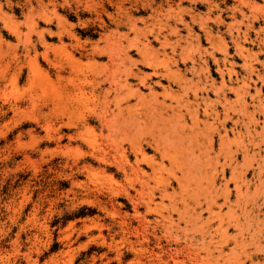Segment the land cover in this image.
<instances>
[{
  "label": "rangeland",
  "instance_id": "rangeland-1",
  "mask_svg": "<svg viewBox=\"0 0 264 264\" xmlns=\"http://www.w3.org/2000/svg\"><path fill=\"white\" fill-rule=\"evenodd\" d=\"M263 34L264 0H0V264H264Z\"/></svg>",
  "mask_w": 264,
  "mask_h": 264
},
{
  "label": "bare ground",
  "instance_id": "bare-ground-1",
  "mask_svg": "<svg viewBox=\"0 0 264 264\" xmlns=\"http://www.w3.org/2000/svg\"><path fill=\"white\" fill-rule=\"evenodd\" d=\"M252 6H253V5H252ZM250 9H251V8H250ZM242 14H243V12H242ZM242 17H243V16H242ZM254 19H255V18H254ZM249 20H250V19H249ZM251 20H252V19H251ZM251 20H250V21H251ZM216 21H217V19H216ZM234 21H235V20H234ZM240 21H241V19H240ZM201 22H202V21H201ZM203 22H205V21H203ZM235 22H236V21H235ZM251 22H252V21H251ZM191 23H192V22H191ZM238 23H239V22H238ZM244 23H245V22H244ZM200 24H201V23H200ZM235 24H236V23H235ZM241 24H242V23H241ZM232 26H233V24H232ZM235 26H236V25H235ZM247 26H248V25H247ZM202 27H203V26H202ZM238 28H239V27H238ZM238 28H237V29H238ZM244 28H245V27H244ZM248 28H249V27H248ZM172 30H173V29H172ZM172 30H171V31H172ZM203 30H204V28H203ZM234 30H235V29H234ZM249 30H250V28H249ZM173 31H174V30H173ZM207 31H208V30H207ZM209 31H210V30H209ZM262 31H263V30H262ZM226 32H227V31H226ZM243 32H244V31H242L241 33H243ZM259 32H260V31H259ZM171 33H172V32H171ZM204 33H205V32H204ZM210 33H211V32H210ZM235 33H236V30H235ZM251 33H252V32H251ZM254 33H255V32H254ZM256 33H257V32H256ZM244 34H245V33H244ZM37 35H38V33H37ZM259 35H260V34H259ZM263 35H264V34H263ZM140 36H142V35H140ZM145 36H146V35H145ZM209 36H210V35H209ZM212 36H213V35H212ZM236 36H237V33H236ZM136 37H137V36H136ZM248 37H249V36H248ZM164 38H165V37H164ZM166 38H167V36H166ZM135 39H136V38H135ZM143 39H145V38H143ZM156 39L158 40V38H156ZM219 39H220V38H219ZM253 39H254V38H253ZM256 39H257V38H256ZM136 40H138V38H137ZM136 40H135V41H136ZM232 40H233V39H232ZM234 40H235V39H234ZM241 40H243V39H241ZM163 41H164V40H163ZM244 41H245V39H244ZM249 41H250V40H249ZM256 41H257V40H256ZM260 41H261V40H260ZM167 42H168V40H167ZM169 42H170V41H169ZM222 42H223V41H222ZM230 42H231V40H230ZM245 42H246V41H245ZM247 42H248V41H247ZM128 43H130L129 45H132L130 41H129ZM142 43H143V42H142ZM223 43H224V42H223ZM160 44H162V43H160ZM192 44H193V43H192ZM225 44H226V43H225ZM238 44H239V43H238ZM262 44H263V43H262ZM262 44H261V45H262ZM129 45H128V46H129ZM162 45L164 46V44H162ZM234 45H235V44H234ZM240 45H241V44H240ZM128 46H126V47H128ZM139 46H140V45H139ZM139 46H138V48H139ZM147 46H148V45H147ZM168 46H169V45H168ZM95 47H96V46H95ZM136 47H137V46H136ZM143 47H144V46H143ZM164 47H166V46H164ZM169 47H171V46H169ZM177 47H178V46H177ZM244 47H245V46H244ZM145 48H146V47H145ZM145 48H144V49H145ZM149 48H150V47H149ZM186 48H187V47H186ZM235 48H236V47H235ZM146 49H147V48H146ZM170 49H172V48H170ZM173 49H174V48H173ZM135 50H138V49L135 48ZM141 50H142V49H141ZM149 50H150V49H149ZM189 50H190V49H189ZM189 50H188V51H189ZM191 50H192V49H191ZM195 50H196V49H195ZM237 50H238V49H237ZM259 50H260V49H259ZM146 51H147V50H146ZM224 51H225V50H224ZM239 51H240V50H239ZM239 51H238V52H239ZM247 51H248V50H247ZM260 51L262 52V50H260ZM143 52H144V50H143ZM163 52H164V51H163ZM191 52H192V51H191ZM240 52H241V51H240ZM261 52H260V53H261ZM45 53H46V52H45ZM120 53H122V52H120ZM140 53H142V52H140ZM149 53H150V52H149ZM149 53H148V54H149ZM151 53H152V52H151ZM171 53H172V52H171ZM225 53H226V52H225ZM234 53H235V52H234ZM254 53H255V52H254ZM257 53H258V52H257ZM262 53H263V52H262ZM155 54H156V53H155ZM210 54H211V53H210ZM212 54H213V53H212ZM212 54H211V55H212ZM236 54H238V53H236ZM245 54H246V53H245ZM162 55H163V53H162ZM182 55H183V54H182ZM248 55H249V54H248ZM248 55H247V56H248ZM253 55H254V54H253ZM153 56H154V55H153ZM165 56H166V55H165ZM212 56H213V55H212ZM245 56H246V55H245ZM34 57H35V56H34ZM70 57H71V56H70ZM213 57H214V56H213ZM28 58H29V57H28ZM120 58H121V57H120ZM123 58H124V57H123ZM126 58H127V56H126ZM244 58H245V57H244ZM244 58H243V59H244ZM257 58H258V57H257ZM128 59H129V57H128ZM142 59H143V58H142ZM159 59H160V58H159ZM163 59H165V58H163ZM171 59H172V57H171ZM171 59H170V60H171ZM253 59H254V58H253ZM47 60H48V58H47ZM121 60H122V59H121ZM156 60H157V59H156ZM156 60H155V61H156ZM168 60H169V59H168ZM245 60H246V59H245ZM110 61H111V60H110ZM119 61H120V60H119ZM125 61H126V60H125ZM125 61H124V62H125ZM143 61H144V60H143ZM153 61H154V60H153ZM158 61H159V60H158ZM141 62H142V60H141ZM161 62H162V61H161ZM165 62H166V61H165ZM180 62H181V61H180ZM250 62H251V61H250ZM252 62H253V60H252ZM113 63H114V62H113ZM117 63H118V62H117ZM130 63H131V62H130ZM136 63H137V61H136ZM138 63H140V62H138ZM115 64H116V63H115ZM119 64H121V63H119ZM122 64H123V63H122ZM140 64H141V63H140ZM152 64H153V63H152ZM154 64H155V63H154ZM160 64H161V63H160ZM244 64H245V63H244ZM116 65H117V64H116ZM127 65H128V64H126V66H127ZM149 65H150V64H149ZM156 65H157V64H156ZM164 65H165V64H164ZM172 65H173V64H172ZM174 65H175V64H174ZM240 65H241V64H240ZM113 66H114V65H113ZM126 66H125V68L127 69ZM132 66H134V65H132ZM150 66H151V65H150ZM158 66H159V65H158ZM166 66H168V65H166ZM243 66H244V65H243ZM249 66H250V65H249ZM54 67H55V66H54ZM105 67L107 68V66H105ZM130 67H131V66H130ZM130 67H129V68H130ZM246 67H247V66H246ZM254 67H255V65H254ZM60 68H61V67H60ZM103 68H104V67H103ZM115 68H116V67H115ZM121 68H122V67H121ZM129 68H128V69H129ZM169 68H170V67H169ZM190 68H191V67H190ZM192 68H193V67H192ZM244 68H245V67H244ZM248 68H249V67H248ZM61 69H62V68H61ZM104 69H105V68H104ZM107 69H108V68H107ZM107 69H106V70H107ZM165 69H167V67H165ZM170 69H171V68H170ZM251 69H253V68H251ZM255 69H256V68H255ZM57 70H58V68H57ZM101 70H102V69H101ZM120 70H121V69H120ZM123 70H125V69H123ZM173 70H174V69H173ZM260 70H261V69H260ZM108 71H109V70H108ZM108 71H107V72H108ZM111 71H112V70H111ZM117 71L119 72V70H117ZM117 71H116V72H117ZM121 71H122V70H121ZM126 71H127V70H126ZM131 71H132V70H131ZM164 71H165V70H164ZM192 71H193V70H192ZM225 71H226V70H225ZM249 71H250V70H249ZM112 72H114V71H112ZM112 72H111V73H112ZM127 72H128V71H127ZM134 72H135V71H134ZM247 72H248V71H247ZM256 72H257V70H256ZM121 73L124 74L123 72H121ZM121 73H120V74H121ZM125 73H126V72H125ZM170 73H171V72H170ZM196 73H197V72H196ZM221 73H223V72H221ZM231 73H232V71H231ZM251 73H252V71H251ZM108 74H109V73H108ZM134 74H135V73H134ZM138 74H140V73H138ZM229 74H230V72H229ZM246 74H247V73H246ZM255 74H256V73H255ZM58 75H59V74H58ZM158 75H159V74H158ZM175 75H177V74H175ZM225 75H227V73H226ZM259 75H260V74H259ZM259 75H258V76H259ZM56 76H57V75H56ZM106 76L109 77V76H111V75H109V76L106 75ZM112 76H114V74H113ZM124 76H125V75H124ZM126 76H128V75H126ZM131 76H132V75H129V77H131ZM134 76H135V75H134ZM140 76H141V75H140ZM142 76H143V74H142ZM144 76H146V75L144 74ZM162 76H163V75H162ZM220 76H221V75H220ZM229 76H230V75H229ZM229 76H228V77H229ZM258 76H257V78H258ZM60 77H61V76H60ZM116 77H117V76H116ZM116 77H114V78L116 79ZM148 77H149V76H148ZM247 77H249V76H247ZM62 78H63V77H62ZM100 78H101V77H100ZM114 78H113V79H114ZM122 78H124V77H122ZM125 78H126V77H125ZM135 78H136V77H135ZM138 78H139V77H138ZM219 78H220V77H219ZM222 78H223V77H222ZM250 78H251V77H250ZM257 78H256V79H257ZM90 79H91V78H90ZM139 79H140V78H139ZM142 79H143V77H142ZM150 79H151V78H150ZM162 79H163V78H162ZM167 79H168V78H167ZM235 79H236V78H235ZM101 80H102V79H101ZM106 80H107V79H106ZM140 80H141V79H140ZM171 80H172V79H171ZM171 80H169V81L171 82ZM174 80H175V79H174ZM220 80H221V79H220ZM247 80H248V79H247ZM138 81H139V80H138ZM142 81H143V80H142ZM228 81H229V79H228ZM234 81H235V80H234ZM240 81H241V80H240ZM103 82H104V81H103ZM126 82H127V81H126ZM177 82H178V81H177ZM235 82H236V81H235ZM67 83H68V82H67ZM96 83H97V82H96ZM98 83H99V82H98ZM107 83L110 84L109 82H107ZM182 83H183V82H182ZM182 83H181V84H182ZM252 83H253V81H252ZM254 83H255V82H254ZM111 84H112V83H111ZM127 84H128V83H127ZM171 84H172V83H171ZM203 84H204V83H203ZM248 84H249V83H248ZM69 85H70V84H69ZM84 85H85V84H84ZM113 85H114V84H113ZM117 85H118V84H117ZM148 85H149V84H148ZM222 85H224V84H222ZM225 85H226V84H225ZM241 85H242V83H241ZM245 85H246V84H245ZM60 86H61V85H60ZM62 86H63V85H62ZM72 86H73V84H72ZM105 86H106V85H105ZM114 86L117 87L116 85H114ZM119 86H120V85H119ZM127 86H128V85H127ZM127 86H126V87H127ZM145 86H146V85H145ZM157 86H158V85H157ZM176 86H177V85H176ZM184 86H185V85H184ZM243 86H244V85H243ZM69 87H70V86H69ZM75 87H76V86H75ZM124 87H125V85H124ZM135 87H137V86H135ZM135 87H134V88H135ZM146 87H147V86H146ZM177 87H179V86H177ZM71 88H72V87H71ZM110 88H111V87H110ZM122 88H123V87H122ZM128 88H129V87H128ZM213 88H214V87H213ZM231 88H232V87H231ZM237 88H238V87H237ZM239 88H240V87H239ZM255 88H256V87H255ZM67 89H68V88H67ZM90 89H91V88H90ZM112 89H113V88H111V90H112ZM117 89H118V88H117ZM152 89H153V88H152ZM182 89H183V88H182ZM196 89H197V88H196ZM241 89H242V88H241ZM241 89H240V92H241ZM57 90H59V89H56V91H57ZM130 90H132V89L130 88ZM212 90H213V89H212ZM235 90H236V89H235ZM238 90H239V89H238ZM243 90H245V89H243ZM243 90H242V91H243ZM54 91H55V90H54ZM62 91H63V90H62ZM66 91H67V90H66ZM102 91H103V90H102ZM107 91H108V90H107ZM128 91H129V90H128ZM163 91H164V90H163ZM163 91H162L161 93H163ZM247 91H248V90H247ZM254 91H255V90H254ZM103 92H104V91H103ZM124 92H125V91H124ZM124 92H123V93H124ZM134 92H135V91H134ZM136 92H137V91H136ZM152 92H153V91H152ZM154 92H155V91H154ZM185 92H186V91H185ZM240 92H238V93H240ZM54 93H58V92H54ZM130 93H131V92H130ZM130 93H128V94H130ZM167 93H168V92H167ZM171 93H172V92H171ZM255 93H256V92H255ZM257 93H258V90H257ZM259 93H260V92H259ZM63 94H65V93H63ZM70 94H71V93H70ZM91 94H92V93H91ZM106 94H107V92H106ZM108 94H109V93H108ZM137 94H138V92H137ZM152 94H153V93H152ZM233 94H234V93H233ZM243 94H244V93H243ZM247 94H248V93H247ZM260 94H261V93H260ZM104 95H105V93H104ZM104 95H102V96H104ZM114 95H115V94H114ZM121 95H122V94H121ZM121 95H120V96H121ZM150 95H151V94H150ZM156 95H157V94H156ZM184 95H185V94H184ZM237 95H238V94H236V97H237ZM239 95H240V94H239ZM244 95H246V94H244ZM244 95H243V96H244ZM248 95H250V94H248ZM251 95H252V94H251ZM256 95H258V94H256ZM62 96H63V95H62ZM105 96H107V95H105ZM117 96H118V95H117ZM120 96H119V97H120ZM123 96H124V95H123ZM126 96H127V94H126ZM126 96H125V97H126ZM131 96H132V95H131ZM131 96H130V97H131ZM135 96H136V95H135ZM137 96H139V95H137ZM137 96H136V97H137ZM113 97H114V96H113ZM241 97H242V96H241ZM247 97H248V96H247ZM250 97H252V96H250ZM56 98H57V97H56ZM101 98H102V97H101ZM121 98H122V97H121ZM121 98H120V99H121ZM132 98H133V97H132ZM151 98H152V97H151ZM177 98H178V97H177ZM252 98H253V97H252ZM59 99H60V98H59ZM103 99H105V98H103ZM107 99H108V98H107ZM111 99H112V98H111ZM111 99H108V100H111ZM128 99H129V98H128ZM135 99H136V98H135ZM216 99H217V98H216ZM240 99H241V98H240ZM256 99H257V98H256ZM108 100H106V101H108ZM142 100H143V99H142ZM241 100H242V99H241ZM252 100H253V99H252ZM54 101H55V100H54ZM106 101H105V102H106ZM157 101H158V100H157ZM166 101H167V100H166ZM237 101H239V99H238ZM257 101H258V100H257ZM52 102H53V101H52ZM52 102H51V103H52ZM105 102H104V104H105ZM108 102H109V101H108ZM111 102H112V101H111ZM114 102H115V101H114ZM120 102H121V101H120ZM139 102H144V101H139ZM147 102H149V101H147ZM164 102H165V101H164ZM173 102H174V101H173ZM179 102H180V101H179ZM208 102H209V101H208ZM233 102H234V101H233ZM239 102H241V101H239ZM262 102H263V101H262ZM70 103H72V102H70ZM177 103H178V102H177ZM206 103H207V102H206ZM226 103H227V102H226ZM242 103H244V100H243ZM246 103H247V102H246ZM246 103H245V104H246ZM250 103H251V101H250ZM259 103H260V102H259ZM59 104H60V103H59ZM106 104H107V103H106ZM112 104H113V102H112ZM119 104H120V103H119ZM137 104H138V103H137ZM165 104H166V103H165ZM175 104H176V103H175ZM211 104H212V103H211ZM257 104H258V103H257ZM260 104H261V103H260ZM263 104H264V103H263ZM42 105H43V104H42ZM72 105H73V104H72ZM75 105H76V104H75ZM127 105H128V104H127ZM153 105H154V103H153ZM156 105H157V104H156ZM242 105H243V104H242ZM251 105H252V106H255V105H253V104H251ZM104 106H105V105H104ZM104 106H101V107L104 108ZM112 106H113V105H112ZM114 106H115V105H114ZM134 106H135V104H134ZM138 106H139V104H138ZM158 106H159V105H158ZM172 106H173V105H172ZM175 106H176V105H175ZM175 106H174V108H175ZM227 106H228V105H227ZM258 106H259V105H258ZM261 106H262V105H261ZM67 107L69 108V106H67ZM120 107H121V106H120ZM127 107H128V106H127ZM150 107H151V106H150ZM164 107H165V106H164ZM168 107H169V105H168ZM262 107H263V106H262ZM262 107H261V108H262ZM108 108H109V107H108ZM134 108H135V107H134ZM148 108H149V107H148ZM229 108H230V107H229ZM243 108H244V107H243ZM56 109H57V108H56ZM115 109H118L117 111L119 112V108H115ZM122 109H123V108H122ZM132 109H133V108H132ZM138 109H139V108H138ZM149 109H150V108H149ZM152 109H153V108H152ZM245 109H246V108H245ZM245 109H242V110H245ZM64 110H65V109H64ZM108 110H110V109H108ZM124 110H125V109H124ZM129 110H130V108H129ZM186 110H187V109H186ZM188 110H189V109H188ZM231 110H232V109H231ZM242 110H241V111H242ZM247 110H248V108H247ZM261 110H262V109H261ZM75 111H76V110H75ZM103 111H104V110H103ZM147 111H148V110H147ZM147 111H145V112H147ZM171 111H172V110H171ZM179 111H180V110H179ZM205 111H206V110H205ZM232 111H233V110H232ZM236 111H237V110H236ZM254 111H256V110H254ZM58 112H59V111H58ZM70 112H71V111H70ZM97 112H98V111H97ZM106 112H107V110H106ZM109 112H110V111H109ZM114 112H116V110H115ZM124 112H125V111H124ZM129 112H130V111H129ZM150 112H151V110H150ZM155 112H156V111H155ZM167 112H168V111H167ZM230 112H231V111H230ZM242 112H244V111H242ZM259 112H260V111H259ZM259 112H258V113H259ZM99 113H100V112H99ZM147 113H149V112H147ZM225 113H226V112H225ZM247 113H249V112H246V114H247ZM251 113H252V112H251ZM251 113H250V114H251ZM63 114H64V113H63ZM102 114H104V113L102 112ZM137 114H138V113H137ZM238 114H239V113H238ZM57 115H58V113H57ZM90 115H91V114H90ZM100 115H101V114H100ZM122 115H123V114H122ZM122 115H121V116H122ZM146 115H147V114H146ZM150 115H151V114H150ZM194 115H195V113H194ZM239 115H240V114H239ZM257 115H258V114H257ZM263 115H264V114H263ZM93 116H94V114H93ZM96 116H97V115H96ZM154 116H155V115H154ZM207 116H208V115H207ZM223 116H224V115H223ZM243 116H244V115H243ZM261 116H262V115H261ZM59 117H60V116H59ZM62 117H63V116H62ZM68 117H69V116H68ZM68 117H67V118H68ZM100 117H101V116H100ZM102 117H103V116H102ZM102 117H101V118H102ZM116 117H118V116H116ZM129 117H130V116H129ZM135 117H136V116H135ZM142 117H143V116H142ZM148 117H149V116L147 115V118H148ZM156 117H157V116H156ZM234 117H235V116H234ZM245 117H247V116H245ZM249 117L253 118L252 115L249 116ZM84 118H85V117H84ZM98 118H99V117H98ZM107 118H108V116H107ZM107 118H106V119H107ZM119 118H121V117H119ZM133 118H134V117H132V120H133ZM143 118H145V117H143ZM151 118H152V117H151ZM183 118H184V117H183ZM241 118H242V117H241ZM79 119H80V118H79ZM109 119H110V117L108 118V120H109ZM122 119H123V118H122ZM177 119H178V118H177ZM226 119H228V118H226ZM226 119H225V120H226ZM242 119H243V118H242ZM115 120H116V119H115ZM128 120H129V118H128ZM145 120H146V119H145ZM165 120H166V117H165ZM179 120H181V119H179ZM219 120H220V119H219ZM225 120H223V121H225ZM248 120H249V118H248ZM252 120H253V119H252ZM252 120H251V121H252ZM80 121H81V119H80ZM83 121H84V120H83ZM99 121H100V120H99ZM116 121H117V120H116ZM118 121H119V120H118ZM133 121H134V120H133ZM135 121H136V120H135ZM154 121H155V120H154ZM154 121H153V122H154ZM158 121H159V120H158ZM177 121H178V120H177ZM214 121H215V120H214ZM220 121H221V120H220ZM249 121H250V120H249ZM251 121H250V122H251ZM60 122H61V121H60ZM100 122H101V121H100ZM108 122H109V121H108ZM143 122H144V120H143ZM147 122H148V121H147ZM160 122L163 123V121H160ZM221 122H222V121H221ZM243 122H244V121H243ZM82 123H83V122H82ZM103 123H104V122H103ZM216 123H217V122H216ZM236 123H237V122H236ZM236 123H235V124H236ZM248 123H249V122H248ZM83 124H84V123H83ZM107 124H108V123H107ZM164 124H165V123H164ZM103 125H104V124H103ZM114 125H116V124H114ZM129 125H130V124H129ZM139 125H140V123H139ZM153 125H154V124H153ZM237 125H238V124H237ZM81 126H82V125H81ZM131 126H132V125H131ZM131 126H130V127H131ZM170 126H171V125H170ZM170 126H169V127H170ZM214 126H215V125H214ZM62 127H63V126H62ZM90 127H91V126H90ZM114 127H115V126H114ZM117 127H120V126L118 125ZM126 127H127V126H126ZM160 127H161V126H160ZM183 127H184V126H183ZM82 128H83V127H82ZM106 128H107V127H106ZM110 128H111V127H110ZM187 128H188V126H187ZM187 128H186V129H187ZM190 128H191V127H190ZM135 129H137V128H135ZM142 129H143V128H142ZM157 129H158V128H157ZM171 129H173V128H171ZM175 129H176V128H175ZM207 129H208V128H207ZM108 130H110V129H108ZM128 130H129V129H128ZM133 130H134V129H133ZM211 130H212V129H211ZM113 131H114V130H113ZM113 131H112V132H113ZM115 131H116V130H115ZM177 131H178V130H177ZM184 131H185V130H184ZM184 131H183V132H184ZM187 131H188V129H187ZM86 132H88V131H86ZM130 132H131V131H130ZM136 132H137V131H136ZM136 132H135V133H136ZM139 132H140V131H139ZM143 132H145V130H144ZM150 132H151V130H150ZM166 132H167V131H166ZM109 133H111V132H109ZM128 133H129V132H128ZM159 133H160V132H159ZM164 133H165V131H164ZM171 133H172V132H171ZM232 133H233V132H232ZM112 134H113V133H112ZM121 134H122V133H121ZM131 134H132V133H131ZM142 134H143V133H142ZM176 134H177V133H176ZM196 134H197V133H196ZM198 134H199V133H198ZM198 134H197V136H198ZM115 135H116V134H115ZM115 135H114V137H115ZM122 135H123V134H122ZM152 135H154V134H152ZM157 135H158V134H157ZM161 135H163V134H161ZM161 135H159V136H161ZM167 135H168V134H167ZM167 135H166V137H167ZM193 135H194V134H193ZM138 136H139V135H138ZM173 136H174V134H173ZM189 136H190V135H189ZM195 136H196V135H195ZM219 136H220V135H219ZM119 137H121V136H119ZM135 137H136V136H135ZM168 137H169V136H168ZM168 137H167V138H168ZM122 138H123V137H122ZM133 138H134V137H132V139H133ZM156 138H157V137H156ZM194 138H195V137H194ZM110 139H111V138H110ZM113 139H114V138H113ZM157 139H158V138H157ZM168 139H170V138H168ZM181 139H182V138H181ZM191 139H192V138H191ZM224 139H225V138H224ZM140 140H141V139H140ZM145 141H146V140H145ZM145 141H143V142H145ZM168 141H169V140H168ZM168 141H167V142H168ZM180 141H181V140H180ZM184 141H185V140H183V142H184ZM187 141H188V140H187ZM193 141H194V140H193ZM200 141H201V140H200ZM140 142H141V141H140ZM167 142H166V143H167ZM175 142H176V141H175ZM178 142H179V141H178ZM188 142H189V141H188ZM221 142H222V141H221ZM225 142H226V141H225ZM88 143H90V142L88 141ZM94 143H96V142H94ZM115 143H116V142H115ZM161 143H162V142H161ZM171 143H172V142H171ZM171 143H170V144H171ZM253 143H254V142H253ZM116 144H117V143H116ZM119 144H120V143H119ZM136 144H137V143H136ZM147 144H148V143H147ZM188 144H190V143H188ZM250 144H251V143H250ZM158 145H159V144H158ZM127 146H128V145H127ZM143 146H145V145H143ZM164 146H165V145H164ZM189 146H191V145H189ZM222 146H223V145H222ZM94 147H95V146H94ZM120 147H121V146H120ZM186 147H187V146H186ZM207 147H208V146H207ZM141 148H142V147H141ZM153 148H154V147H153ZM241 148H242V147H241ZM124 149H125V148H124ZM159 149H160V148H159ZM159 149H158V151H159ZM166 149H167V147H166ZM91 150H92V149H91ZM99 150H101V149H99ZM99 150H98V151H99ZM139 150H140V149H139ZM168 150H169V149H168ZM129 151H130V150H129ZM142 151H143V150H142ZM183 151H184V150H183ZM206 151H207V150H206ZM95 152H96V151H95ZM191 152H192V151H191ZM193 152H194V151H193ZM202 152H203V151H202ZM246 152H247V150H246ZM123 153H124V152H123ZM177 153H178V152H177ZM126 154H127V153H126ZM133 154H134V153H133ZM184 154H185V153H184ZM202 154H203V153H202ZM246 154H247V153H246ZM94 155H95V154H94ZM104 155H105V154H104ZM135 155H136V154H135ZM146 155H147V154H146ZM153 155H154V153H153ZM153 155H152V156H153ZM160 155H161V154H160ZM116 156H117V155H116ZM126 156H128V155H126ZM131 156H132V155H131ZM167 156H168V155H167ZM171 156H172V155H171ZM203 156H204V155H203ZM146 157H147V156H146ZM176 157H177V156H176ZM185 157H187V156H185ZM185 157H184V159H185ZM225 157H227V156L225 155ZM95 158H96V157H95ZM104 158H105V157H104ZM126 158H127V157H126ZM128 158H129V157H128ZM128 158H127V162H128ZM187 158H188V157H187ZM195 158H196V157H195ZM214 158H215V157H214ZM233 158H234V157H233ZM242 158H243V157H242ZM105 159H106V158H105ZM121 159H122V158H121ZM192 159L194 160V157H193ZM192 159H190V157H189V161H190V160L192 161ZM218 159H219V158H218ZM167 160H168V159H167ZM186 160H187V161H186V163H187V162H188V159H186ZM97 161H98V160H97ZM149 161H150V160H149ZM175 161H176V160H175ZM199 161H200V160H199ZM98 162H99V161H98ZM137 162H139V160H138ZM143 162H144V161H143ZM181 162H182V161H181ZM193 162H194V161H193ZM158 163H159V162H158ZM169 163H170V162H169ZM172 163H173V162H172ZM183 163H184V162H183ZM186 163H184V164H186ZM191 163H192V162H191ZM227 163H228V162H227ZM135 164H136V163H135ZM173 164H176V162L173 163ZM179 164L182 165V163H179ZM188 164H190V163H188ZM196 164H197V163H196ZM126 165H127V164H126ZM177 165H178V164H177ZM210 165H211V164H210ZM129 166H130V165H129ZM150 166H151V165H150ZM159 166H160V165H159ZM163 166H165V165H163ZM190 166H191V164H190ZM137 167H138V166H137ZM151 167H152V166H151ZM257 167H259V166H257ZM131 168H132V167H131ZM152 168H153V167H152ZM213 168H214V167H213ZM121 169H122V168H121ZM123 169H124V167H123ZM135 169H136V167H135ZM153 169H154V168H153ZM160 169H161V168H160ZM162 169H163V168H162ZM165 169H166V168H165ZM168 169H169V168H168ZM131 170H132V169H131ZM177 170H178V169H177ZM180 170H181V169H180ZM184 170H185V169H184ZM257 170H258V169H257ZM125 171H126V170H125ZM137 171H138V170H137ZM152 171H153V170L151 169V172H152ZM154 171H155V170H154ZM159 171H160V170H159ZM165 171H166V170H165ZM181 171H182V170H181ZM132 172H133V171H131V173H132ZM171 172H173V171H171ZM179 172H180V171H179ZM203 172H204V170H203ZM211 172H212V171H211ZM259 172H261V171H259ZM133 173H134V172H133ZM158 173H159V172H158ZM168 173H169V172H168ZM173 173H174V172H173ZM180 173H181V172H180ZM240 173H241V172H240ZM92 174H93V173H92ZM123 174H124V173H123ZM134 174H135V173H134ZM153 174H154V173H153ZM169 174H170V173H169ZM183 174H185V173H183ZM200 174H201V173H200ZM171 175H172V174H171ZM185 175H186V174H185ZM188 175H189V174H188ZM192 175H193V172H192ZM93 176H94V175H93ZM125 176H126V175H125ZM142 176H143V175H142ZM150 176H151V175H150ZM176 176H177V175H176ZM176 176H175V177H176ZM204 176H205V175H204ZM233 176H234V175H233ZM143 177H144V176H143ZM151 177H152V176H151ZM208 177H209V176H208ZM154 178H155V177H154ZM159 178H160V177H159ZM211 178H212V177H211ZM183 179H184V178H183ZM148 180H149V179H148ZM148 180H147V181H148ZM184 180H185V179H184ZM186 180H187V179H186ZM201 180H202V179H201ZM212 180H213V179H212ZM212 180H211V181H212ZM234 180H235V178H234ZM204 181H205V180H204ZM206 181H207V179H206ZM224 181H225V180H224ZM182 182H183V181H182ZM182 182H180V184H182ZM187 182H188V180H187ZM212 182H213V181H212ZM233 182H234V181H233ZM235 182H236V181H235ZM154 183H155V182H154ZM158 183H159V182H158ZM209 183H210V182H209ZM224 183H226V182H224ZM224 183H223V184H224ZM236 183H237V182H236ZM159 184H160V183H159ZM186 184H187V183H186ZM197 184H200V183H197ZM206 184H207V183H206ZM237 184H238V183H237ZM148 185H149V184H148ZM162 185H163V184H162ZM201 185H202V184H201ZM210 185H211V184H210ZM210 185H208V186H210ZM149 186H150V185H149ZM154 186H155V185H154ZM164 186H165V185H164ZM193 186H194V185H193ZM202 186H203V185H202ZM238 186H239V185H238ZM150 187H151V186H150ZM166 187H167V186H166ZM178 187H180V186H178ZM222 187H224V185H223ZM145 188H146V187H145ZM196 188H197V190H198V187H196ZM184 189H185V191H186V188H184ZM203 189H204V188H203ZM207 189H208V188H207ZM212 189H213V188H212ZM153 190H154V189H153ZM157 190H158V189H157ZM181 190H182V188H181ZM199 190H200V189H199ZM228 190H229V189H228ZM185 191H184L183 193H186V192H187V191H186V192H185ZM215 191H216V190H215ZM218 191H219V190H218ZM225 191H226V190H225ZM165 192H166V191H165ZM220 192H221V191H220ZM226 192H227V191H226ZM153 193H154V192H153ZM153 193H152V194H153ZM168 193H169V191H168ZM191 193H193V195H194V194L196 195V193H195L194 191L191 192ZM191 193H190V194H191ZM206 193H207V192H206ZM206 193H205V194H206ZM209 193H211V192L209 191ZM161 194H162V193H161ZM163 194H165V193H163ZM171 194H172V193H171ZM222 194H223V192H222ZM222 194H221V195H222ZM165 195H166V194H165ZM169 195H170V193H169ZM173 195H174V194H173ZM206 195H207V194H206ZM214 195H216V194H214ZM226 195H227V194H226ZM161 196H162V195H161ZM163 196H164V195H163ZM163 196H162V198H164ZM171 196H172V195H171ZM185 196H186V195H185ZM190 196H192V194H191ZM196 196H197V195H196ZM198 196H199V195H198ZM198 196H197V197H198ZM217 196H218V194H217ZM217 196H215V197H217ZM222 196H225V195H222ZM227 196H228V195H227ZM227 196H226V197H227ZM238 196H239V195H238ZM183 197H184V196H183ZM226 197H225V198H226ZM151 198H152V197H151ZM151 198H150V199H151ZM169 198H170V197H168V199H169ZM203 198H205V196H204ZM206 198H207V197H206ZM206 198H205V199H206ZM165 199H166V198H165ZM192 199H196V198L194 197V198H192ZM197 199H198V198H197ZM208 199H209V198H207V200H208ZM159 200H160V199H159ZM169 200H170V199H169ZM210 200H211V199H210ZM210 200H209V201H210ZM213 200H214V199H213ZM222 200H223V199H222ZM182 201H183V200H182ZM195 201H196V200H195ZM203 201H204V199H203ZM153 202H154V201H153ZM153 202H152V203H153ZM148 203H149V202H148ZM148 203H147V204H148ZM154 203H155V202H154ZM210 203H211V202H210ZM144 204H145V203H144ZM228 204H230V202H228ZM196 205H197V204H196ZM196 205H195V206H196ZM207 205H208V204H206L205 207H207ZM215 205H216V204H215ZM217 205H218V204H217ZM191 207H192V206H191ZM210 207H211V206H210ZM219 207H220V206H219ZM228 207H229V206H228ZM172 208H173V207H172ZM153 209H155V208L153 207ZM172 210H173V209H172ZM181 210H182V209H181ZM184 210H186V209H184ZM206 210H207V209H206ZM217 210H218V209H217ZM144 211H145V210H144ZM158 211H159V210H158ZM200 211H201V210H200ZM196 212H197V211H196ZM150 213H151V212H150ZM175 213H176V212H175ZM197 213H198V212H197ZM210 213H211V212H210ZM216 213H217V212H216ZM216 213H215V214H216ZM145 214H146V213H145ZM167 214H168V213H167ZM180 214H182V213H180ZM215 214H214V215H215ZM156 215H160V214L157 213ZM168 215H169V214H168ZM168 215H167V216H168ZM182 215H184V214H182ZM182 215H181V216H182ZM189 215H190V214H189ZM198 215H199V214H198ZM163 216H164V215H163ZM187 216H188V215H187ZM187 216H186V218H188ZM216 216H217V215H216ZM220 216H221V215H220ZM159 217H161V216H159ZM164 217H165V216H164ZM210 217H211V216H210ZM142 218H143V217H142ZM168 218H169V217H168ZM186 218H185V219H186ZM200 218H201V217H200ZM211 218H212V217H211ZM170 219H171V218H170ZM180 219H181V218H180ZM180 219L178 218V220H180ZM189 219H190V216H189ZM193 219H194V218H193ZM207 219H208V218H207ZM231 219H233V217H232ZM234 219H235V218H234ZM158 220H159V219H158ZM182 220H183V219H182ZM196 220H197V219H196ZM176 221H177V219H176ZM189 221H190V220H189ZM189 221H188V222H189ZM197 221H198V220H197ZM159 222H161V221H159ZM200 222H201V220H200ZM162 223H163V221H162ZM182 223H183V222H182ZM204 223H205V222H204ZM206 223H207V222H206ZM220 223H221V221H220ZM170 224H171V223H170ZM170 224H169V225H170ZM185 224H186V222H185ZM202 224H203V222H202ZM234 224H235V223H234ZM157 225H158V224H157ZM164 225H165V224H164ZM169 225H168V226H169ZM175 225H176V224H175ZM194 225H195V224H194ZM176 226H177V225H176ZM205 226H207V225H205ZM205 226H204V227H205ZM219 226H220V225H219ZM224 226H225V225H224ZM232 226H233V225H232ZM163 227H164V226H163ZM165 227H166V226H165ZM165 227H164V228H165ZM178 227H180V226H178ZM201 227H202V226H201ZM215 227H216V226H215ZM221 227H223V226H221ZM221 227H220V229H221ZM234 227H235V226H234ZM161 228H162V227H161ZM166 228H167V227H166ZM174 228H175V227H174ZM174 228H173V229H174ZM205 228H206V227H205ZM210 228H211V227H210ZM212 228H213V227H212ZM223 228H224V227H223ZM235 228H236V227H235ZM169 229H170V228H169ZM237 229H238V228H237ZM162 230H163V229H162ZM170 230H171V229H170ZM176 230H178V228H177ZM184 230H185V229H184ZM197 230H198V229H196V231H197ZM202 230H203V229H202ZM163 231H164V230H163ZM167 231H168V230H167ZM188 231H189V230H188ZM196 231H195V232H196ZM221 231H223V230H221ZM164 232H165V231H164ZM185 232L187 233L186 230H185ZM209 232H210V231L208 230L207 233H209ZM165 233H166V232H165ZM193 233H194V232H193ZM207 233H206V234H207ZM167 234H168V233H167ZM167 234H166V236H167ZM187 234H188V233H187ZM200 234H201V233H200ZM206 234H205V235H206ZM209 234H211V233H209ZM223 234H224V233H223ZM181 235H182V234H181ZM168 236H169V235H168ZM174 236H175V235H174ZM176 236H177V235H176ZM220 236H222V235H220ZM220 236H218V237H220ZM226 236H227V235H226ZM187 237H188V236H187ZM187 237H186V238H187ZM189 237H190V236H189ZM209 237H210V236H209ZM209 237H208V238H209ZM223 237H224V236H223ZM251 237H252V236H251ZM253 237H255V236H253ZM175 238H176V237H175ZM208 238H207V239H208ZM224 238H227V237H224ZM248 238H250V237H248ZM248 238H247V239H248ZM256 238H257V237H256ZM200 239H201V238H200ZM229 239H230V238H229ZM234 239H235V237H234ZM250 239H251V238H250ZM179 240H180V239H179ZM190 240H191V239H190ZM202 240H203V239H202ZM208 240H209V239H208ZM217 240H218V239H217ZM221 240H223V239L221 238ZM224 240H225V239H224ZM224 240H223V241H224ZM230 240H231V239H230ZM252 240H254V239L252 238ZM195 241H196V239H195ZM205 241H207V240H205ZM205 241H204V243H205ZM210 241H211V239H210ZM212 241H213V240H212ZM241 241H243V239H242ZM241 241H239V243H240ZM256 241H257V240H256ZM263 241H264V240H263ZM179 242H180V241H179ZM196 242H197V241H196ZM200 242H201V241H200ZM217 242H218V241H217ZM251 242H254V241H251ZM251 242H250V243H251ZM239 243H238V244H239ZM242 243H243V242H242ZM257 243H258V242H257ZM186 244H187V243H186ZM200 244H201V243H200ZM205 244H206V243H205ZM224 244H225V243H224ZM224 244H222V245H224ZM238 244H237V246H238ZM243 244H244V243H243ZM259 244H260V243H259ZM206 245H207V244H206ZM208 245H209V244H208ZM232 245H234V244H232ZM239 245H240V244H239ZM253 245H254V244H253ZM257 245H258V244H257ZM263 245H264V243H263ZM263 245H262V248H263ZM193 246H194V245H192V247H193ZM198 246H199V245H198ZM201 246H202V245H201ZM234 246H235V245H234ZM240 246H241V245H240ZM254 246H255V245H254ZM177 247H178V246H177ZM185 247H186V246H185ZM187 247H189V246H187ZM205 247H207V246H205ZM243 247H244V246H243ZM174 248H175V247H174ZM182 248H183V247H182ZM215 248H216V247H215ZM230 248H231V247H230ZM234 248H235V247H234ZM237 248H238V247H237ZM239 248H240V247H239ZM254 248H256V247H254ZM257 248H258V247H257ZM262 248H261V250H263ZM185 249H186V248H185ZM199 249H200V248H199ZM203 249H204V248H203ZM217 249H218V248H217ZM241 249H242V248H241ZM241 249H240V250H241ZM177 250H178V249H177ZM181 250H183V249H181ZM186 250H187V249H186ZM194 250H195V249H194ZM204 250H205V249H204ZM207 250H208V249H207ZM228 250H229V249H228ZM255 250H256V249H255ZM258 250H259V249H258ZM173 251H174V250H173ZM175 251H176V250H175ZM191 251H192V250H191ZM191 251H190V252H191ZM209 251H210V249H209ZM209 251H208V252H209ZM218 251H219V250H218ZM263 251H264V250H263ZM180 252H181V251H180ZM182 252H183V251H182ZM185 252H186V251H185ZM232 252L235 253V250H234V251H231V250H230V253H231V254H233ZM249 252H253V251L250 250ZM173 253H174V252H173ZM230 253H229V255H231ZM244 253H245V251H244ZM244 253L242 254V252H241L242 255H244ZM196 254H197V253H196ZM213 254H214V253H213ZM224 254H226V253H224ZM227 254H228V253H227ZM227 254H226V255H227ZM263 254H264V253H263ZM263 254H262V255H263ZM179 255H180V254H179ZM190 255H191V254H190ZM204 255H205V253H204ZM209 255H210V254H209ZM216 255H217V254H216ZM221 255H222V253H221ZM226 255H225V256H226ZM236 255H237V254H236ZM238 255H239V254H238ZM187 256H188V255H187ZM198 256H199V255H198ZM207 256H208V255H207ZM213 256H214V255H213ZM227 256H228V255H227ZM191 257H192V256H191ZM199 257H200V256H199ZM208 257H209V256H208ZM210 257H211V256H210ZM232 257H233V256H232ZM249 257H250V256H249ZM183 258H184V257H183ZM224 258H225V257H224ZM190 259H192V258H190ZM194 259H195V257H194ZM204 259H205V258H204ZM213 259H214V258H213ZM209 260H210V259H209ZM215 260H216V259H215ZM229 260H230V257H229ZM232 260H233V259H232ZM243 260H244V259H243ZM192 261H194V260H192ZM227 261H228V260H227ZM176 262H177V261H176ZM209 262H210V261H209ZM213 262H214V261H213ZM228 262H229V261H228ZM238 262H239V261H238ZM240 262H241V261H240ZM244 262H245V261H244ZM252 262H253V261H252ZM254 262H255V261H254ZM257 262H258V261H257ZM178 263H179V262H178ZM217 263H220V262H217ZM226 263H227V262H226ZM235 263H236V262H235ZM235 263H234V264H235ZM241 263H242V262H241ZM249 263H250V262H249ZM249 263H248V264H249ZM259 263H260V262H259ZM259 263H258V264H259ZM172 264H173V262H172ZM223 264H224V263H223ZM232 264H233V263H232ZM236 264H238V263H236ZM250 264H252V263H250ZM260 264H261V263H260Z\"/></svg>",
  "mask_w": 264,
  "mask_h": 264
}]
</instances>
